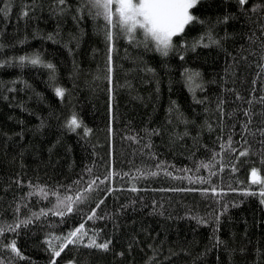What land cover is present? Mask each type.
Listing matches in <instances>:
<instances>
[{
    "label": "trees",
    "instance_id": "1",
    "mask_svg": "<svg viewBox=\"0 0 264 264\" xmlns=\"http://www.w3.org/2000/svg\"><path fill=\"white\" fill-rule=\"evenodd\" d=\"M190 11L202 23L165 57L139 31L107 41L87 0H0V224L32 221L0 235V264H50L47 241L81 223L109 250L56 264H264V204L245 194L264 179V0ZM65 196L81 199L54 215Z\"/></svg>",
    "mask_w": 264,
    "mask_h": 264
},
{
    "label": "snow or ice",
    "instance_id": "2",
    "mask_svg": "<svg viewBox=\"0 0 264 264\" xmlns=\"http://www.w3.org/2000/svg\"><path fill=\"white\" fill-rule=\"evenodd\" d=\"M58 3L60 5H65L66 0H58ZM198 3L199 0H87L89 15L94 19L102 17L105 21V36L107 41L111 42L113 40V28L119 29V32L128 37L130 41L135 40L136 33L139 31L143 34V43L145 46L147 47L148 43L151 42L155 50L165 57L168 56L169 52L175 47L173 44V37L183 33L185 27L194 20L202 23V21H199V18L194 16L190 11ZM238 3L243 6L248 3V0H238ZM252 10L256 11V8ZM22 14L25 16L28 15L26 11ZM225 19H227V17ZM49 39H52V37H49ZM199 43V41L194 43L191 46L192 50H195ZM111 51L112 49L110 47L109 52L111 53ZM180 58L183 59V56ZM19 60L21 63L27 60L33 66L42 63L38 55L33 57L21 56ZM109 61H111V55H109ZM43 66L49 69L53 68V65L50 63L44 64ZM186 76L189 81H193L195 77L199 76V73H191L186 70ZM56 94L62 97L64 95L63 89L57 88ZM81 126V121L73 114L67 123V127L75 131ZM88 131L90 130L85 129L86 133ZM239 154L241 156H246L247 152L242 151ZM251 175L252 183L261 185V188L258 192H247L245 194L258 195L260 197V203L264 204V179L259 177L255 168L252 169ZM92 183L95 184V181H92ZM90 190L91 187L86 189V191ZM133 190L135 191V189ZM213 191L215 192V189H213ZM39 192L45 198L47 197V193L43 188H40ZM53 194L55 195V193ZM57 199L56 211H54L53 214L63 217L73 211V206L81 198L77 196L74 200L72 196H65L62 200L59 197H57ZM16 211L19 212V207ZM47 214V212L41 210L40 213H33L32 215L38 219L39 216H46ZM95 217L96 213L93 211L91 215L87 216V220H92ZM31 222L30 219H26L6 226L0 224V235H3L4 232H16L22 224L26 227ZM197 222L206 223V221L202 219H198ZM215 223L217 226L219 225V216H217ZM85 237H88L86 244ZM55 239L60 241L58 247L53 244L51 239L47 241L50 249V264H56V258L60 257L61 253L64 252L69 245H84L88 248L107 251L111 243V241L98 243L97 234L93 233L92 236H89V232L85 229L84 223H81L79 227H76L74 230L69 231L66 236L55 237ZM216 243L220 244L223 243V241L216 238ZM7 247L23 259L20 250L16 246L15 240L11 241ZM69 264H74V261H70Z\"/></svg>",
    "mask_w": 264,
    "mask_h": 264
},
{
    "label": "rangeland",
    "instance_id": "3",
    "mask_svg": "<svg viewBox=\"0 0 264 264\" xmlns=\"http://www.w3.org/2000/svg\"><path fill=\"white\" fill-rule=\"evenodd\" d=\"M258 172V171H257ZM258 174H259V177H260V173L258 172ZM251 177V180H252V175L250 176ZM69 264V263H68Z\"/></svg>",
    "mask_w": 264,
    "mask_h": 264
}]
</instances>
